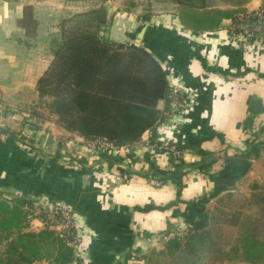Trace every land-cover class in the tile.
Listing matches in <instances>:
<instances>
[{"label":"crops","instance_id":"obj_1","mask_svg":"<svg viewBox=\"0 0 264 264\" xmlns=\"http://www.w3.org/2000/svg\"><path fill=\"white\" fill-rule=\"evenodd\" d=\"M87 1L0 0V125L24 131L35 145L0 141V196L37 198L49 206L65 201L81 239L78 264H146L150 253L163 248L162 234L189 230L201 213L211 215L219 198L246 199L254 183L264 184V46L233 41L231 18L216 30L192 31L182 25L176 5L144 21L130 7L104 0L106 36L145 45L165 64L170 89L187 102L139 142L94 153L81 136L60 127L56 116L49 119L36 88L61 43L62 23L96 8ZM211 1L246 11L264 5ZM170 104L161 100L158 108L167 113ZM254 124L260 136L251 134ZM162 140L176 145L186 162H211L209 169H189L180 192L172 181L157 182L148 174L177 163L155 145ZM67 148L86 162L78 164ZM43 225L33 218L29 230Z\"/></svg>","mask_w":264,"mask_h":264},{"label":"trees","instance_id":"obj_2","mask_svg":"<svg viewBox=\"0 0 264 264\" xmlns=\"http://www.w3.org/2000/svg\"><path fill=\"white\" fill-rule=\"evenodd\" d=\"M167 1L176 5L182 25L192 31L216 30L223 19L235 22L247 12L216 7L211 0ZM150 15L145 14L144 21ZM68 22L71 25L67 26ZM108 22L103 7L65 20L61 43L36 88L41 98H48V113L56 116L58 125L66 131L85 140L98 139L120 147L139 142L146 131L162 123L165 113L158 103L170 102L172 93L163 61L143 44L111 40L104 34ZM33 113L44 118L38 109ZM0 134L35 147L32 137L5 125H0ZM66 153L78 164L86 162L79 154ZM174 159V169L156 168L148 176L159 183L172 181L179 192L189 169L208 170L211 165L205 159L196 163L186 162L183 157ZM58 204L69 208L65 201ZM31 206L30 198L0 196V264L73 261V249L64 234L49 226L29 230ZM210 220L208 212L201 213L192 222L185 241H181L183 236L165 241L163 248L154 252L157 261L148 259L146 264H225L236 260L264 264V184L252 185L249 204L234 222L218 223L210 231Z\"/></svg>","mask_w":264,"mask_h":264},{"label":"built area","instance_id":"obj_3","mask_svg":"<svg viewBox=\"0 0 264 264\" xmlns=\"http://www.w3.org/2000/svg\"><path fill=\"white\" fill-rule=\"evenodd\" d=\"M229 34L233 41L239 43L242 46H250L256 43L257 46H264V5L256 11H247L238 16L235 22H231L229 26ZM172 99L170 104V110L165 113L164 122L167 117L171 116L172 111H179L186 105L187 99L185 96L177 90L171 89ZM253 136H260L259 125L254 124L250 130ZM6 139L5 134H0V141ZM83 142L87 148L93 151L104 150L107 148H116L118 146L113 145L103 140H85ZM158 148L170 151L174 158L182 157L183 154L171 141L162 140L155 144ZM126 147L129 145H125ZM156 182V181H154ZM32 206L30 211L32 218L42 220L44 225L56 229L62 235L64 234L68 239V244L72 247L74 253V260L68 264H78L81 258V239L75 228L72 213L66 206L62 204H55L52 206L46 205L37 198H30ZM33 214H36L35 216ZM39 214H42L39 216ZM188 229H174L165 232L161 235V240L168 241L173 237H181Z\"/></svg>","mask_w":264,"mask_h":264},{"label":"rangeland","instance_id":"obj_4","mask_svg":"<svg viewBox=\"0 0 264 264\" xmlns=\"http://www.w3.org/2000/svg\"><path fill=\"white\" fill-rule=\"evenodd\" d=\"M110 1H111V3H115L117 5L121 4L124 8L130 7L133 14L137 15V16L138 15H145L147 13H154V12L155 13H161L159 11L164 12L167 9L172 10V8L175 5L171 1H167V0H110ZM87 2H89L88 4H91L97 8L101 5L102 2H104V0H88ZM100 7H102V6H100ZM90 9H92V7ZM66 25L69 26V25H71V23L68 22V23H66ZM104 34L106 35V33H104ZM41 101H44V104H42V102H41V106L44 105V107H46V102L48 100L42 98ZM45 110H47V109H45ZM51 116H54V115L49 116L50 120H52ZM56 122H57V119H56ZM22 132L24 133V131H22ZM24 134L27 135L26 133H24ZM71 147H72V144H71ZM66 152H67V150H66ZM73 155H75V153H73ZM243 197H244V195L241 197L237 196L236 198L233 197L232 195H229L226 197L223 196L221 199L219 198L218 200H216L215 204L212 206V209L210 210L211 211V220H210L211 225L209 227L212 228V230L210 228V231L215 230V227L217 226L216 224H218V223L234 222V220L239 216V214L243 210L246 209V207L249 204L250 197H248L246 199L245 198L243 199ZM33 215L35 216L36 214H33ZM41 215L42 214H39V216H41ZM32 220H33V218L31 217L30 222ZM43 226L45 227L46 225H43ZM190 233H191V230L186 231L185 234L183 235V237L181 238V241H185L188 238V236L190 235ZM152 258L155 259V261H157V254L155 257L154 253H150L149 260L152 261ZM218 263H219V261H216V264H218ZM225 264H246V263L245 262L243 263L241 261L236 260V261H232V262H227Z\"/></svg>","mask_w":264,"mask_h":264},{"label":"water","instance_id":"obj_5","mask_svg":"<svg viewBox=\"0 0 264 264\" xmlns=\"http://www.w3.org/2000/svg\"><path fill=\"white\" fill-rule=\"evenodd\" d=\"M135 45H137V46H139L140 44H138V43H135ZM222 183H225V184H227V185H231L232 184V180H229V179H225V178H223V179H221L220 180Z\"/></svg>","mask_w":264,"mask_h":264}]
</instances>
